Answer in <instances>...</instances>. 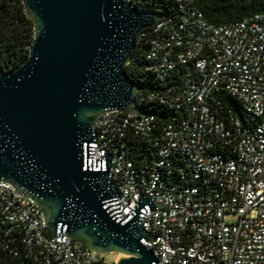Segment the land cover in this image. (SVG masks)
Here are the masks:
<instances>
[{"label": "built area", "instance_id": "1", "mask_svg": "<svg viewBox=\"0 0 264 264\" xmlns=\"http://www.w3.org/2000/svg\"><path fill=\"white\" fill-rule=\"evenodd\" d=\"M166 1L174 7L137 35L157 89L136 93L140 113L98 116L94 160H113L122 216L139 194L155 198L140 224L160 264H264V11L217 26L198 0ZM153 105L175 115L142 110ZM0 264L115 262L53 239L40 205L0 182Z\"/></svg>", "mask_w": 264, "mask_h": 264}, {"label": "water", "instance_id": "2", "mask_svg": "<svg viewBox=\"0 0 264 264\" xmlns=\"http://www.w3.org/2000/svg\"><path fill=\"white\" fill-rule=\"evenodd\" d=\"M35 36L28 58L0 69V182L35 200L54 239L84 244L115 264H160L140 222L157 212L141 194L122 216L113 160H94L95 122L105 112L140 113L141 89L125 68L137 35L162 18L122 0H23Z\"/></svg>", "mask_w": 264, "mask_h": 264}, {"label": "trees", "instance_id": "3", "mask_svg": "<svg viewBox=\"0 0 264 264\" xmlns=\"http://www.w3.org/2000/svg\"><path fill=\"white\" fill-rule=\"evenodd\" d=\"M198 5L207 20L217 26L241 21L264 11V0H198ZM151 6L160 13L174 7L171 1L166 0H152ZM34 36V24L26 15L23 0H0V69L10 72L25 61ZM144 59L145 48L138 46L125 72L142 90H155L157 83L152 75L145 72ZM224 98L228 105L238 106L233 98ZM142 110L164 121L175 115L162 105L144 107Z\"/></svg>", "mask_w": 264, "mask_h": 264}, {"label": "rangeland", "instance_id": "4", "mask_svg": "<svg viewBox=\"0 0 264 264\" xmlns=\"http://www.w3.org/2000/svg\"><path fill=\"white\" fill-rule=\"evenodd\" d=\"M236 220H237V216H235V215L229 216L227 218L228 222H235ZM119 256L120 255H118V254H106L104 256V261L107 263H113L119 258Z\"/></svg>", "mask_w": 264, "mask_h": 264}]
</instances>
